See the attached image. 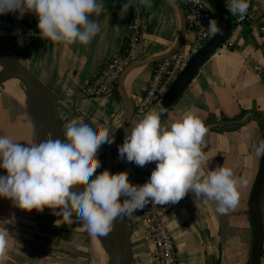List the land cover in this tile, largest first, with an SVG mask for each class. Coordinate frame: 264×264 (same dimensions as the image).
<instances>
[{"label":"crops","instance_id":"obj_1","mask_svg":"<svg viewBox=\"0 0 264 264\" xmlns=\"http://www.w3.org/2000/svg\"><path fill=\"white\" fill-rule=\"evenodd\" d=\"M249 3L264 9V0H249ZM31 17V13L20 19L15 13L0 15V46L6 48L14 35L26 31ZM93 18L98 20L100 30L87 44L63 46L40 37L16 56L56 96L63 133L73 120H95L110 131L115 129L114 132L123 124L126 107L120 97L86 98L81 90L106 59L123 50L127 26L133 19H139L142 24L140 46L133 60L164 55L178 38L179 27L168 0H152L150 8L139 5L136 0H103L102 12ZM192 38V34L186 32L181 48H187ZM153 68L154 65L139 67L126 76L124 90L134 105L144 95ZM255 68H260L261 73ZM152 110L160 114L161 124L166 128L188 113L202 122L233 120L246 112L254 113V119L237 131H208L201 144L207 157V164L202 166L205 174L223 165L231 168L234 177L241 181L235 208L219 213L215 202L197 200L191 193L175 204L149 203L175 242L176 264H247L253 243L248 199L260 165L254 146L262 139L264 127V47L260 36L245 26H231L229 39L204 63L170 111L162 113L153 105L144 113H134L111 151V173L126 171L128 180L134 185H142L149 179L155 162L137 166L119 158L118 146ZM0 135L25 145L36 143L26 114V101L19 102L1 88ZM105 144L97 151L101 167L95 174L102 172ZM2 175H6L4 170H0ZM124 198L120 197L121 202ZM259 208L262 241L257 264H264V188ZM141 212L142 209L128 216L132 264H157L154 248L143 229ZM9 220L11 222L4 226L13 240H8L3 264L70 262L58 258L68 257L69 249L77 246L79 227L75 221H64L60 209L46 208L39 213L24 211L10 200L0 198V222Z\"/></svg>","mask_w":264,"mask_h":264},{"label":"clouds","instance_id":"obj_2","mask_svg":"<svg viewBox=\"0 0 264 264\" xmlns=\"http://www.w3.org/2000/svg\"><path fill=\"white\" fill-rule=\"evenodd\" d=\"M136 2L152 6V0ZM248 9L249 0H228L227 10L240 19ZM102 10L103 0H0V15L15 13L20 19L34 14L40 37L63 46L89 43L100 30L93 17ZM208 30L213 36L222 34L215 19L209 20ZM114 130L95 120H73L62 139L49 136L25 145L0 135V170L6 172L0 176V198L24 211L60 209L69 222L77 213L86 230L100 236L113 229L117 218L131 216L149 203L175 204L189 193L197 200L215 202L219 213L237 206L241 181L232 169L222 165L207 174L203 170L207 157L201 144L208 128L192 113L166 128L160 114L149 111L118 146L119 158L137 166L155 162L142 185L132 184L126 171L105 169L95 174L101 167L97 151L114 142ZM254 147L257 157L264 156V139ZM120 197H125L122 202ZM10 222H0V264L6 258L8 240H13L4 226Z\"/></svg>","mask_w":264,"mask_h":264},{"label":"water","instance_id":"obj_3","mask_svg":"<svg viewBox=\"0 0 264 264\" xmlns=\"http://www.w3.org/2000/svg\"><path fill=\"white\" fill-rule=\"evenodd\" d=\"M175 8L179 20L178 38L174 47L166 54L160 56L148 57L146 59H135L128 63L119 75L117 82V93L125 104L126 117L120 128L113 133L114 142L109 145L105 144L103 155V169L111 173V151L115 142L121 137L129 126L134 116V104L127 96L124 90V80L126 76L134 69L155 65L156 63L173 56L183 45L186 35V23L183 10L176 0H168ZM213 9L217 18L218 27L222 28V34L212 35L205 45L199 49L189 59L183 70L179 73L172 85L156 101L155 107L162 113H167L184 95L185 91L193 81L197 72L205 62L214 54L217 48L229 39L231 31V21L227 8L220 0L214 2ZM0 88L2 85L11 80L19 79L26 93V114L30 120L32 131L36 143H40L48 135L53 139L60 137L63 132L61 129L58 103L56 96L51 90L37 79L13 54L0 46ZM34 113V114H33ZM254 119L253 112H246L242 116L233 120L203 122L208 131L214 133H230L237 131L248 125ZM264 139V127L262 132ZM264 188V156L260 158V165L254 180L249 199L248 215L253 224L252 238L253 243L250 248L247 264H257L262 241V223L260 216V199ZM113 229L106 235L100 236L107 244L106 258L108 264H132L133 253L131 240L128 233V217L124 219L117 218L114 222Z\"/></svg>","mask_w":264,"mask_h":264},{"label":"built area","instance_id":"obj_4","mask_svg":"<svg viewBox=\"0 0 264 264\" xmlns=\"http://www.w3.org/2000/svg\"><path fill=\"white\" fill-rule=\"evenodd\" d=\"M180 4L186 23V32L193 38L187 48H180L173 56L154 65L150 80L148 81L144 95L134 105L136 114L144 113L155 105L183 70L189 59L211 38L208 30V2L207 0H176ZM227 8L228 0H220ZM228 11V10H227ZM231 26H245L248 30L256 32L264 47V9H257L249 3V9L243 19L228 11ZM142 24L137 18L127 26L126 40L123 50L115 53L104 61L100 68L82 88L81 94L86 98L112 97L117 91L119 75L130 61L134 59L140 46ZM40 38L37 28V18L31 17L29 28L23 33L14 35L8 42L6 49L14 56H18L26 48ZM22 41V43H18ZM228 46H231L229 44ZM255 71L261 73L260 68ZM143 229L146 237L151 242L154 250L153 256L157 264H176L177 249L166 225L158 213L149 204L141 212Z\"/></svg>","mask_w":264,"mask_h":264},{"label":"rangeland","instance_id":"obj_5","mask_svg":"<svg viewBox=\"0 0 264 264\" xmlns=\"http://www.w3.org/2000/svg\"><path fill=\"white\" fill-rule=\"evenodd\" d=\"M170 5L172 4L170 3ZM208 6H209V10H208L209 20L216 18L214 9L210 6L209 3H208ZM172 8H173L174 15L176 17L177 25L179 27L178 15L176 13L175 8L173 6ZM0 71H1V68H0ZM49 136L50 135H48V137ZM72 216L73 217L71 218V221H75L74 222L75 225L79 227V236H80L79 241L76 247L69 249L70 253L69 255H67L68 257L64 256V258H58V260L60 261V259H65L66 261H70L66 264H101V263L108 264V261H106V263H104V261L103 262L101 261L100 263L99 259L94 257L92 253L93 235L86 230L85 222L79 219L77 213H74ZM65 230H68V229H65ZM56 260H57V256H56Z\"/></svg>","mask_w":264,"mask_h":264},{"label":"bare ground","instance_id":"obj_6","mask_svg":"<svg viewBox=\"0 0 264 264\" xmlns=\"http://www.w3.org/2000/svg\"><path fill=\"white\" fill-rule=\"evenodd\" d=\"M1 89H3V91H5V92L11 94L12 96H14L16 99L19 100V102L24 103L26 101L25 89H24L22 82L19 79H11V80L5 82L2 85ZM106 249H107V244L104 241V239L102 237L93 235L92 253H93L94 257L99 259L100 263H101V261L102 262L104 261V263H106V261H107Z\"/></svg>","mask_w":264,"mask_h":264},{"label":"trees","instance_id":"obj_7","mask_svg":"<svg viewBox=\"0 0 264 264\" xmlns=\"http://www.w3.org/2000/svg\"><path fill=\"white\" fill-rule=\"evenodd\" d=\"M217 0H207V2L210 4V6L213 8L214 2ZM114 96L119 97L117 91L115 92Z\"/></svg>","mask_w":264,"mask_h":264}]
</instances>
